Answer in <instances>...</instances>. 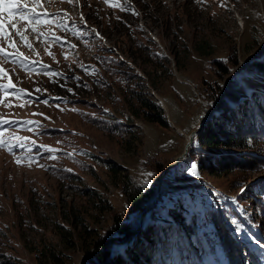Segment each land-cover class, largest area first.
<instances>
[{
	"label": "rangeland",
	"instance_id": "rangeland-1",
	"mask_svg": "<svg viewBox=\"0 0 264 264\" xmlns=\"http://www.w3.org/2000/svg\"><path fill=\"white\" fill-rule=\"evenodd\" d=\"M41 4L42 13H47L42 18L49 23L37 27L38 35L24 33L31 48L12 31L22 57L10 56L11 62L0 58L15 85L13 92L6 90L7 99L0 91L4 99L0 119L15 121L0 125L11 145L10 150L0 147V264H79L87 256L80 241L87 246L97 237L111 239L106 246H115L120 255L134 236L159 238L158 227L171 228L173 246L187 252L183 264L235 260L221 250L214 261L212 255L200 260L201 235L185 237L169 205L191 223L190 211L202 212L204 206L209 212L213 207L221 210L224 201L229 212L225 215L233 217L230 221L250 240L248 244L254 238L237 224L232 206L246 218L256 216L260 227L253 230L264 241L260 230L264 231V208L258 193L264 183V141H257L256 151L248 156L223 148L202 150L193 137L189 146L193 154L161 179L163 197L146 211L157 197L161 174L156 165L167 167L183 153L213 102L225 97L227 103L250 104L249 127L264 123V83L245 71L241 77L235 73L226 85L233 72L221 76L214 65L235 59L242 67L263 49L264 0H111V6L105 0H41ZM0 46L6 43L0 40ZM121 60L125 62L120 64ZM246 81L254 85L247 88ZM7 83V78L0 79V84ZM240 85L246 94L238 90ZM128 89L157 103L168 126L135 117L128 101L136 110L138 104L129 100L130 94L124 95ZM249 89L259 92V105L250 99ZM215 92L217 98L210 99ZM216 156H230L231 167L240 166L218 175L198 172V161L209 158L213 163ZM205 182L230 196L212 199L203 190ZM123 186L142 189L136 205L127 202ZM115 216L133 228L127 241L112 229ZM207 230H212L211 224ZM255 249L264 256L262 246ZM237 256L246 262L241 249Z\"/></svg>",
	"mask_w": 264,
	"mask_h": 264
},
{
	"label": "trees",
	"instance_id": "trees-1",
	"mask_svg": "<svg viewBox=\"0 0 264 264\" xmlns=\"http://www.w3.org/2000/svg\"><path fill=\"white\" fill-rule=\"evenodd\" d=\"M229 60L230 56L227 61ZM229 62H225V64H222L220 61L214 62V65L221 76L228 77L238 67H241L239 62L235 61V59H233L231 63ZM120 64H123V62L120 61ZM235 67L237 68L234 70L233 68ZM101 68L103 70L102 65ZM104 69L109 71L108 66H104ZM246 72L250 73L248 74L252 80L258 83H264V54L259 58L251 60L247 66ZM254 72L258 73V75L251 74ZM243 75L244 74L239 73L240 77ZM238 90L244 94L247 93L246 89H244L241 85ZM228 91L229 89L227 92ZM251 91L253 93L255 89L250 90L248 95L251 94ZM133 92V90L130 91V89H128L125 91L124 95L130 94L129 100L134 99L135 102H137L138 110H136L132 103L128 101L130 111L135 117H143L146 121L156 123L163 127L168 126L164 111L157 103L151 101L147 97H141V95L137 96V94H134ZM218 94L219 92L211 93L210 99L215 100ZM257 96H259V92L253 93L252 98H250L254 99L255 105H259L257 103ZM238 110H241V113H239L240 117H236L235 115ZM251 120L252 116L250 104L245 105L237 101L227 103L225 97L220 98V100L216 103L209 121L194 135L195 142L202 150L214 151L223 148L241 152L250 156V153L256 151L257 141H264V123H260L261 125L258 124V126L250 128L249 126L252 123ZM192 150L193 149L190 150L189 147L186 157L193 154ZM214 159L215 162L213 163L209 158H206L203 161H198L196 166L198 172L205 171L208 174L218 175L219 173L229 171L233 167L240 166L238 163L231 167L232 163L230 162L234 161L230 156H216ZM165 168L166 165H156L155 167L156 171L160 174ZM173 169L171 168L168 172H172ZM122 191L125 195V199L131 205L137 204L142 193V189L138 188L131 191L125 186L122 187ZM258 193L262 198L261 207L264 208V183H262L261 189ZM208 196L210 197L209 194ZM240 200L241 197L238 198L237 201ZM220 204L221 210L217 207H213V209H210L209 212L204 206L202 212L200 210L195 212L190 211L191 223L188 221L187 217L183 215V213L172 207V205H169L171 210L169 213L173 220L177 222L180 231L185 235V237L187 236L191 238L194 234L198 236V233L201 235L203 241V248L200 253L201 260L205 259L207 255H212L213 258L216 259V252L221 250L224 252V255L226 254L232 258L236 257L233 262L229 260L230 264H242V260L239 256H237V250L241 248V250L248 256L251 264H262V260L260 256L255 253L254 248L245 243L250 240L247 239L243 233L239 232V229L236 227V223L230 221V218L233 217L229 214L225 215V212H228L225 207L227 204L224 201ZM231 210L235 215L237 224H240L246 230V233H248L252 238H255L252 230L246 222V219H249V222H251L255 227H260V225L256 223V216L253 218H246L242 214L240 215V213L237 214L235 206H232ZM256 214H258V212ZM225 222H228L232 229L242 239L240 243H237L234 239L230 228L225 224ZM209 224L212 225V230H207ZM112 229L118 236H122L124 238L130 236L133 231V228H131L128 222L123 221L118 216L114 217ZM169 229L158 227L157 231L160 234L159 238L151 237L145 234L134 236V239L129 240L124 248L121 249V256L117 253L115 246L113 245L110 248H103L109 244L111 240L109 238L105 239L103 237H97L96 240H93L87 246L84 244L85 241L81 240L80 246L83 252L87 255L91 252L97 251L95 256L90 258L86 264H183L184 262L182 260L186 258L187 252L183 251V248L178 247L180 245L176 247L173 246L171 240L172 238L168 235ZM172 230H174V228H172ZM260 230L264 233L262 228H260ZM135 242L136 247L134 248L132 245L133 243L135 244ZM260 243L264 247V241H260ZM145 246L148 249H145ZM192 264L198 263L193 262Z\"/></svg>",
	"mask_w": 264,
	"mask_h": 264
},
{
	"label": "snow or ice",
	"instance_id": "snow-or-ice-1",
	"mask_svg": "<svg viewBox=\"0 0 264 264\" xmlns=\"http://www.w3.org/2000/svg\"><path fill=\"white\" fill-rule=\"evenodd\" d=\"M68 2H72V0H68ZM32 3L34 6L29 7L26 0H0V40L6 43V47L0 46V58H3V60H8L9 57L13 55H15L17 59L22 57V54L17 50L15 40L12 37V31H15V35L20 37L26 47L31 48V44L28 43L27 37L24 33L28 30V28H31L32 32H36V26L49 23L48 21L40 19L41 15H47V13H39L36 10L37 7L42 6L41 0H32ZM105 3H108L111 6V0H105ZM125 3H127V0H125ZM115 6L119 7L118 4ZM121 10L124 9L122 8ZM133 14L135 13L133 12ZM5 16L6 19H4ZM14 21L16 22L14 23ZM19 23H24L27 27L21 30L18 28ZM8 49H12L13 51L9 52ZM15 62L16 61L14 60L13 63ZM50 75H55V73H50ZM4 78L8 79V83L0 84V91L4 92V99H7L6 90L8 88H14L15 85L12 83V79L9 76L8 71L2 66V61H0V79ZM4 99H0V104H4ZM45 103H47V101H45ZM5 106L10 107L11 105ZM11 123H15V121L0 119V125H7ZM4 135V132H0V147H7L10 150L11 145L3 138ZM19 139L20 138L18 136L15 137V140L19 141ZM46 150L49 152L53 151L52 149ZM71 155V153L68 154L69 157H71ZM51 158L55 159L56 157L52 156ZM16 162L17 164L21 163L19 158H17ZM31 162L32 161H29V164H31ZM148 175H151V173Z\"/></svg>",
	"mask_w": 264,
	"mask_h": 264
},
{
	"label": "water",
	"instance_id": "water-1",
	"mask_svg": "<svg viewBox=\"0 0 264 264\" xmlns=\"http://www.w3.org/2000/svg\"><path fill=\"white\" fill-rule=\"evenodd\" d=\"M263 54H264V47H263V49L260 50L257 54H255V55H251L250 57H248V58L246 59V61L244 62L243 66H242L239 70H237L236 72H233V73L227 78V80H226V85L229 83V81L231 80V78L234 76L235 73H238L239 71H242V72L245 73L246 68H247V66H248V63H249L251 60H253V59L259 58V57L262 56ZM215 103H216V101L213 102L212 108H211V110H210V114H209L208 118L206 119V121L202 124V126L205 125V124L209 121L210 116H211V114L213 113V110H214V107H215ZM202 126L199 127L197 130L193 131V132L190 134V136H189L187 142H186L185 145H184V151H183V153H182L179 157H177L173 163L169 164V165H168V166L162 171V173H161V177H160L159 182H158L157 198L155 199V201L152 203V205H151L150 207L146 208V211H148V210L154 208L155 205L157 204V202L161 199L162 194H161V191L159 190V188H160V183H161V179L164 178V177L167 175L168 171H169L171 168H173L174 166L178 165L179 162L181 161V159H182L183 157L186 156V154H187V152H188V149H189V146L191 145V143H192V141H193L194 134L197 133V132L202 128ZM143 216H144V215L141 216V219H143ZM141 221H142V220H141ZM141 221H140V222H141ZM139 228H140V227H139ZM137 231H139V230H136V231L134 232L133 235H135V234L137 233ZM130 237H131V235H130ZM127 239H128V238H126L125 241H127ZM123 242H124V241H123ZM112 243H118V242L113 241ZM103 248H108V246H104ZM96 253H97V251H94V252L90 253V254L87 255V256H86V257H85V258H84L79 264H85V263L91 258V256H92V255H95Z\"/></svg>",
	"mask_w": 264,
	"mask_h": 264
},
{
	"label": "bare ground",
	"instance_id": "bare-ground-1",
	"mask_svg": "<svg viewBox=\"0 0 264 264\" xmlns=\"http://www.w3.org/2000/svg\"><path fill=\"white\" fill-rule=\"evenodd\" d=\"M238 73H241V74H244V72H242V71H239ZM237 73V74H238ZM245 75V74H244ZM249 80V79H248ZM247 82V81H246ZM247 84L250 86V87H252L254 84L252 83V82H247ZM161 184V183H160ZM159 190L161 191V187L159 188ZM161 194H162V191H161ZM157 198V197H156Z\"/></svg>",
	"mask_w": 264,
	"mask_h": 264
}]
</instances>
